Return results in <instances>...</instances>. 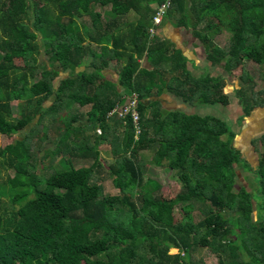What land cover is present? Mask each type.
Masks as SVG:
<instances>
[{
    "label": "trees",
    "instance_id": "obj_1",
    "mask_svg": "<svg viewBox=\"0 0 264 264\" xmlns=\"http://www.w3.org/2000/svg\"><path fill=\"white\" fill-rule=\"evenodd\" d=\"M162 2L0 0V135L10 137L33 124L22 139L0 146V177L2 170H13L0 181V264H202L192 260L196 247L216 251L217 264L264 263V216L258 227L251 217L252 194L234 188L240 160L256 174L257 191L264 195V156L250 164L233 144L237 132L221 117L162 105L158 96L165 92L190 105H226L229 97L223 77L193 75L182 51L157 33L173 17L190 28L206 64H222L238 78L245 117L264 105L244 68L250 60L264 67V0H171L156 26L152 18ZM129 14L134 17L127 19ZM85 16L88 23L81 20ZM152 26L158 28L153 34ZM224 30L230 38L221 47L214 37ZM41 46L47 62L38 60ZM110 65L116 80L105 76ZM61 71L67 76L55 84ZM132 93L137 133L129 113L108 116ZM49 97L53 101L44 106ZM13 101L23 102L18 115ZM75 103L90 105L85 123L79 113H59ZM46 115L50 124L39 129ZM117 124L124 127L121 134ZM49 130L61 134L52 150L43 151L44 159L69 144L71 155L90 164L75 167L67 159L69 168L46 177L30 171V138L48 140ZM105 140L116 156L107 166L118 190L111 195L93 177L104 167L98 146ZM143 150H152L156 166L175 171L180 186L172 195L143 177ZM194 202L201 204L198 220L191 214ZM178 205L183 215L175 222ZM236 228L245 233L240 240L228 237ZM171 247L177 251L169 253ZM240 249L253 254L252 260L245 261Z\"/></svg>",
    "mask_w": 264,
    "mask_h": 264
},
{
    "label": "rangeland",
    "instance_id": "obj_2",
    "mask_svg": "<svg viewBox=\"0 0 264 264\" xmlns=\"http://www.w3.org/2000/svg\"><path fill=\"white\" fill-rule=\"evenodd\" d=\"M95 9L100 10V7H95ZM132 14L127 16L128 18H133ZM90 17L85 16L81 20L85 23L89 22ZM171 20V21H170ZM170 24L173 25V21H176L174 17L170 19ZM167 22V21H165ZM169 24L170 27H175ZM164 23L161 24V28L157 30V33L160 35L161 33L167 34L168 36L176 38L178 40V44L181 46V51L188 57L194 59V68L189 67L192 73L195 76H199L204 72H209V74L213 76H220L223 77L225 80L224 83V91L228 94L229 103L226 105L221 104H214V105H203V104H195L190 105L188 103H184L181 101L180 98L173 96L169 93H164L158 98L161 100L162 105L167 108H180L187 112H198L201 114H213L223 119L229 128L235 130L237 132L233 144L236 148L240 150L242 155L247 159L250 164L257 165L262 156H264V105L256 106L251 111L248 116L243 117L242 107L238 101V96L236 93V89L239 86V80L236 76L231 75L230 72L225 71L222 64L217 66H213L209 69L205 67L206 61L204 59L205 52L200 41L193 37L192 34L188 30L183 31L181 28L178 29L177 32L173 31L172 29H167L168 31L165 33V26L163 27ZM171 30V32H170ZM40 35L38 34V42L41 41ZM230 38L229 31H223L222 33L218 34L214 37L215 43L219 46L224 47L228 44ZM39 61L47 62V55L44 53L42 46L40 47V53L38 55ZM191 60H188V62ZM191 63V62H190ZM141 65H146L145 60L143 59L140 61ZM83 68V67H81ZM80 68V69H81ZM244 68L251 77L252 90L254 94H257L258 99L264 98V67L259 63L250 60L245 61ZM67 71H61L59 75L55 78L57 84L58 80L67 76ZM117 72L110 65L106 71V77L110 79L117 78ZM37 75L35 78H38ZM115 77V78H114ZM53 101V97H49L45 102L44 106H49ZM147 102V100L145 101ZM22 101H13L12 102V113L13 115H18L19 106L22 104ZM90 108L89 104L86 105H78L77 103L71 104L68 108L62 107L59 113H79L81 114L82 123L86 122L88 117V110ZM148 112V109L147 111ZM242 117V118H241ZM49 115H46L43 119L42 124L38 126L39 129L43 128V125H49ZM28 125L25 129L20 130L19 132L15 133L13 136L7 137L5 135H0V146H4L12 139H22L26 133L29 131V127L32 126ZM124 130L123 125L117 124V133L121 134ZM98 134L99 132L97 129L95 130ZM53 134V133H52ZM49 130V139L48 140H39L37 137L30 138V142L32 145V152H33V160L32 165L29 168L30 171L36 172L39 176L46 177L54 170H63L69 168V163L67 161L70 160V163L75 167L80 166H87L90 164V159H81L79 157H75L71 155L69 152V144L65 145V148L58 153L56 156L43 158L42 154L45 149L52 150L55 147L57 137L61 134H54L52 135ZM92 134V133H91ZM262 135V136H261ZM94 136L90 137V141H92ZM81 144V143H79ZM112 144L109 141H102L100 142L98 149L100 152V158L102 160L103 166L100 168L99 172L93 175L96 178V182L101 183L103 187V193L106 195L116 194L118 190L113 186L111 181V176L108 174V168L110 164H113L115 161L116 156L111 151ZM152 150H143L140 154L142 158V171L143 177H151L157 180L161 184V192L165 195H172L176 190L179 184V180L177 175L173 169L167 167L156 166L151 162L152 158ZM263 159V158H262ZM235 172L236 181L234 184L235 190L238 188L245 186L249 190H251V194L253 199L255 200L256 205V212L253 210L251 217H255V222L257 221V226L260 227V223L262 222V217L264 216V195L257 190H259L257 184V176L254 172L246 169L243 167L242 161H238L235 164ZM13 170H2L0 181H5L7 176H12ZM93 178V179H94ZM199 202H194L193 209L191 210V214L194 220H198L199 218L203 217V214L198 210L200 207ZM228 215H238L235 211L227 212ZM254 214V215H253ZM183 215V210L178 205L174 211V221L177 222ZM242 220V219H241ZM240 220V222H242ZM237 223V222H236ZM233 233L228 234V237H237L240 240V236H244L245 233L242 229H233ZM239 236V237H238ZM247 244L252 247L254 250L255 239L251 240V234L246 233L245 236ZM252 241V242H251ZM239 242V241H238ZM237 242V243H238ZM239 246L242 247V242L238 243ZM177 248L171 247L169 249V253H175ZM242 254V249H240ZM256 251V250H254ZM255 254V253H254ZM192 260L200 261L202 264H217L218 261V254L216 251L212 250L210 247H196L193 249L191 253ZM224 259L228 261L229 257L225 256Z\"/></svg>",
    "mask_w": 264,
    "mask_h": 264
},
{
    "label": "built area",
    "instance_id": "obj_3",
    "mask_svg": "<svg viewBox=\"0 0 264 264\" xmlns=\"http://www.w3.org/2000/svg\"><path fill=\"white\" fill-rule=\"evenodd\" d=\"M171 0H163V2L158 6L155 15L152 18L153 25H159L163 14L165 13L166 8L170 5ZM158 28L152 26L150 27V33L153 34ZM125 104L122 105H115L109 112L108 116L111 118H123L126 114H130L132 117V121L136 127V133L139 132L138 127V113L136 111V103H137V96L136 93H132L128 98L125 100ZM99 132V129H97Z\"/></svg>",
    "mask_w": 264,
    "mask_h": 264
},
{
    "label": "crops",
    "instance_id": "obj_4",
    "mask_svg": "<svg viewBox=\"0 0 264 264\" xmlns=\"http://www.w3.org/2000/svg\"><path fill=\"white\" fill-rule=\"evenodd\" d=\"M170 20V19H169ZM169 20H166L167 22H164V25H163V27L165 26V33L169 30V29H172L173 31H175V32H177L178 31V29H182L183 31H185V30H188L189 29V32L191 33V29L190 28H186V27H184L183 25H179V24H177V21H173L172 23H173V25L172 24H170V21ZM169 24L170 25H172V26H175V27H170L169 28ZM161 28V27H160ZM168 29V30H167ZM159 31V30H158ZM170 32H171V30H170ZM160 36H162V37H164V38H166V39H169L171 42H173L174 43V45H175V47L176 48H181V46L178 44V40L175 38H173V37H171V36H168L167 34L165 35V34H163V33H161L160 34ZM181 50V49H180ZM182 53H183V51H182ZM184 54V53H183ZM185 55V54H184ZM186 56V55H185ZM187 57V56H186ZM187 59L188 60H191V61H189V62H187V66L188 67H192V68H194V59L193 58H188L187 57ZM191 62V63H190ZM205 67H207V69H209V68H211V67H213V66H209V65H205ZM108 69V68H107ZM107 69H105L104 70V73L106 74V71H107ZM209 73V72H208ZM194 75V74H193ZM211 75V74H210ZM213 76V75H212ZM115 78V77H114ZM116 80V79H115ZM166 93V92H165ZM164 94V93H163ZM162 95V94H161ZM262 136V135H261ZM242 188H245V186H242ZM246 189V191H248L249 193H251L252 191L251 190H249L247 187L245 188ZM252 205H253V210L256 212V205H257V203H256V205H255V200L252 198ZM254 215V214H253ZM255 220V217H253V221ZM252 248V247H251ZM250 249V248H249ZM252 255L253 254H249V252H247L245 249H242V258L245 260V261H251L252 260ZM260 264H264V263H260Z\"/></svg>",
    "mask_w": 264,
    "mask_h": 264
}]
</instances>
